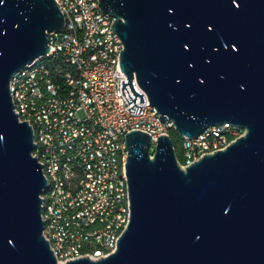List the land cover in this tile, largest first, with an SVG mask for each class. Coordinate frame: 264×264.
Returning a JSON list of instances; mask_svg holds the SVG:
<instances>
[{"label": "water", "instance_id": "water-1", "mask_svg": "<svg viewBox=\"0 0 264 264\" xmlns=\"http://www.w3.org/2000/svg\"><path fill=\"white\" fill-rule=\"evenodd\" d=\"M123 43L127 110L144 102L183 138L244 130L186 167L169 134L125 137L130 218L107 257L60 263L44 238L42 164L9 82L62 32L55 0H0V264H264V0H99ZM106 16V15H105Z\"/></svg>", "mask_w": 264, "mask_h": 264}, {"label": "built area", "instance_id": "built-area-1", "mask_svg": "<svg viewBox=\"0 0 264 264\" xmlns=\"http://www.w3.org/2000/svg\"><path fill=\"white\" fill-rule=\"evenodd\" d=\"M81 3L87 13H92V21L86 24L92 28V42L84 43V27H79L78 21L80 39L77 43L67 41L68 28L56 32V38H48V45L56 48L57 54L64 55V62L56 65L57 75L47 66L32 77H24L22 82L28 103L43 111L46 132L52 143L61 144V158L65 159L69 176L66 192L62 194L63 207L51 205L54 211L51 225L62 246L61 259L57 260L60 263L69 261L65 260V253L84 246V241H92V248L82 257L98 260L110 255L112 252H104V245L110 244L113 226L120 220V213H117L119 191L109 173L108 141L95 127L83 83H92L103 105L102 120H108L112 130L117 132L124 168L127 157L124 135L127 132L148 133L152 147L159 135L169 134L172 129V120L158 121L159 113L149 105L147 94L135 78L131 81L143 95L144 102L135 101L142 106L139 113L127 110L133 105L128 104L121 92V80H128L127 76L120 64L108 60L109 50L124 48L122 42H116L111 28L115 17L102 14L95 0H81ZM209 131H217V138H209ZM243 133V129L228 122L210 126L193 142L183 140V158L179 163L186 167L214 152L209 149V142L224 143L225 148L228 136L237 138ZM87 157H95V168L87 167Z\"/></svg>", "mask_w": 264, "mask_h": 264}, {"label": "bare ground", "instance_id": "bare-ground-1", "mask_svg": "<svg viewBox=\"0 0 264 264\" xmlns=\"http://www.w3.org/2000/svg\"><path fill=\"white\" fill-rule=\"evenodd\" d=\"M99 0H95V5H98ZM59 10L66 17L64 19V28H68L67 41L69 43H77L80 39L79 27H84V43H91L93 33L91 27H86L87 22L92 21V13H87L81 3V0H55ZM108 15V14H104ZM79 22V27L77 24ZM48 38H56V32H49ZM116 42H121L117 34L114 32ZM121 51L109 50L108 60H115L119 64V54ZM61 58L64 61L63 54H57L56 48H49V52L43 58L32 62L31 64L20 69L12 76L9 82L13 110L18 116L20 122L27 121L33 132V142L35 148L33 156L42 164L43 175L47 180V187L42 198L41 218L44 226L42 234L48 241L49 247L52 250L56 260H60L62 256L61 241L55 235L53 226L51 225L54 218V211L51 205L55 207H63L62 194L66 192L69 176L65 168V159L61 158V144H53L49 135L46 132L44 124L43 111L38 110L28 103L27 97L23 94L22 82L24 77H32L37 72L46 68L45 60ZM83 92L88 98L89 110L92 111L93 119H95V127H98L99 132L107 138V154L110 156L109 173L117 184L118 205L117 213H120L118 220L112 229L110 236V244L104 245V252H114L117 247V240L126 229L130 218V199L128 191V183L126 170L124 168V156L122 147L120 146L116 131L112 130L108 120H102L103 105L99 99L98 93L94 90L92 83H83ZM158 121H162L159 118ZM172 121V128L174 129ZM209 138H217V131H209ZM185 142H193L194 139L184 138ZM235 136L227 137V145H229ZM210 150L224 149V143L209 142ZM56 158V159H52ZM87 167L95 168V157H87ZM55 191V192H54ZM48 199L46 200V197ZM92 248V241H84V246H79L78 249L69 250L65 253V260H73L82 257V254L87 253V249Z\"/></svg>", "mask_w": 264, "mask_h": 264}, {"label": "trees", "instance_id": "trees-1", "mask_svg": "<svg viewBox=\"0 0 264 264\" xmlns=\"http://www.w3.org/2000/svg\"><path fill=\"white\" fill-rule=\"evenodd\" d=\"M64 61L61 58H56V59H47L45 60V65L46 67L49 66L51 69L52 74H56L58 71L55 70V68H57L56 65L63 63ZM57 75V74H56ZM57 79L60 80L61 77L57 76ZM169 135L172 139V143H173V147L175 149V154L177 157V160L182 161L183 158V148H182V143L183 140L185 142V139L178 134V132L175 129H170L169 131Z\"/></svg>", "mask_w": 264, "mask_h": 264}, {"label": "rangeland", "instance_id": "rangeland-1", "mask_svg": "<svg viewBox=\"0 0 264 264\" xmlns=\"http://www.w3.org/2000/svg\"><path fill=\"white\" fill-rule=\"evenodd\" d=\"M48 199V196L46 197V200Z\"/></svg>", "mask_w": 264, "mask_h": 264}, {"label": "flooded vegetation", "instance_id": "flooded-vegetation-1", "mask_svg": "<svg viewBox=\"0 0 264 264\" xmlns=\"http://www.w3.org/2000/svg\"><path fill=\"white\" fill-rule=\"evenodd\" d=\"M179 161V160H178Z\"/></svg>", "mask_w": 264, "mask_h": 264}]
</instances>
